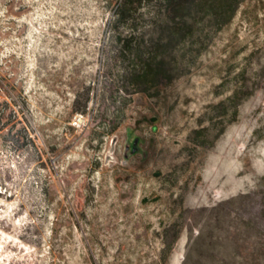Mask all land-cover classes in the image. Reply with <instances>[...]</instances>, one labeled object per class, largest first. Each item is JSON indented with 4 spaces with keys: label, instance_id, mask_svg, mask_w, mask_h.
<instances>
[{
    "label": "rangeland",
    "instance_id": "rangeland-1",
    "mask_svg": "<svg viewBox=\"0 0 264 264\" xmlns=\"http://www.w3.org/2000/svg\"><path fill=\"white\" fill-rule=\"evenodd\" d=\"M110 20L106 0H0L33 140L0 137V264L264 262V0L155 97L117 92Z\"/></svg>",
    "mask_w": 264,
    "mask_h": 264
},
{
    "label": "trees",
    "instance_id": "trees-1",
    "mask_svg": "<svg viewBox=\"0 0 264 264\" xmlns=\"http://www.w3.org/2000/svg\"><path fill=\"white\" fill-rule=\"evenodd\" d=\"M244 1L106 0L111 14L106 61L113 69L117 92L129 94L131 89L159 96L162 86L192 70ZM239 94L234 89L219 105L233 101L235 106L240 104ZM17 98H22L20 89L0 74V137L15 151H23L33 140L29 120L14 109ZM78 206L82 207L81 200ZM221 264L264 262L235 260Z\"/></svg>",
    "mask_w": 264,
    "mask_h": 264
},
{
    "label": "bare ground",
    "instance_id": "bare-ground-1",
    "mask_svg": "<svg viewBox=\"0 0 264 264\" xmlns=\"http://www.w3.org/2000/svg\"><path fill=\"white\" fill-rule=\"evenodd\" d=\"M184 244V243H183ZM182 247V246H181ZM177 252V251H176ZM179 260H181L182 259V256L181 255H179V258H178ZM2 260V259H1ZM176 260V259H175ZM174 261V260H173ZM179 263H180V261H179ZM2 264H5V259H3V262H2ZM7 264V263H6ZM174 264V263H173ZM178 264V263H177Z\"/></svg>",
    "mask_w": 264,
    "mask_h": 264
}]
</instances>
